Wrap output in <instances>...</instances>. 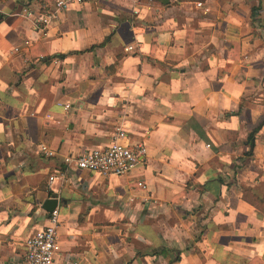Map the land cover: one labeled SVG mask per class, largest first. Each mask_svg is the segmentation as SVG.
I'll return each instance as SVG.
<instances>
[{
  "label": "crops",
  "instance_id": "obj_1",
  "mask_svg": "<svg viewBox=\"0 0 264 264\" xmlns=\"http://www.w3.org/2000/svg\"><path fill=\"white\" fill-rule=\"evenodd\" d=\"M53 4L0 2V264L51 197L56 264H264V0H87L43 29ZM119 126L130 173L65 162Z\"/></svg>",
  "mask_w": 264,
  "mask_h": 264
},
{
  "label": "built area",
  "instance_id": "obj_2",
  "mask_svg": "<svg viewBox=\"0 0 264 264\" xmlns=\"http://www.w3.org/2000/svg\"><path fill=\"white\" fill-rule=\"evenodd\" d=\"M87 0H54L53 7L45 14L38 15L37 21L43 29L60 19L62 13L71 5H81ZM99 1V0H94ZM202 5L201 2L198 3ZM31 14V13H29ZM29 45L30 42H27ZM19 48H16L18 51ZM67 108L70 105H66ZM42 152L47 156L54 152L46 145H42ZM147 148L142 142L132 144L128 141V133L122 126L117 128L110 144L102 149L90 150L78 155H68L65 162L78 169L99 173L103 176H122L130 173L145 158ZM55 177L52 176L51 180ZM146 188L145 184H141ZM59 210L56 208L48 218V224L25 242L26 264H56V257L61 250Z\"/></svg>",
  "mask_w": 264,
  "mask_h": 264
},
{
  "label": "water",
  "instance_id": "obj_3",
  "mask_svg": "<svg viewBox=\"0 0 264 264\" xmlns=\"http://www.w3.org/2000/svg\"><path fill=\"white\" fill-rule=\"evenodd\" d=\"M160 2H162V3L165 4V3L169 2V0H160ZM60 202H62V200L59 199V197H58V198H57V197L47 198V199L44 201L42 207H43L45 210H47V211H49V212H52V211H54V210L57 208V206H58V204H59Z\"/></svg>",
  "mask_w": 264,
  "mask_h": 264
},
{
  "label": "trees",
  "instance_id": "obj_4",
  "mask_svg": "<svg viewBox=\"0 0 264 264\" xmlns=\"http://www.w3.org/2000/svg\"><path fill=\"white\" fill-rule=\"evenodd\" d=\"M6 1H8V0H0V2H6ZM201 1H204V0H201ZM256 13H257V10L254 9V10H253V16H255ZM253 138H254V135L251 134L250 137H249V139L251 140V144L253 143ZM244 196H245V198H246V194H245ZM248 200H249L251 203H253V204H254V202H255L254 200H250V199H248ZM251 264H263V263H261L259 259H254V260L251 262Z\"/></svg>",
  "mask_w": 264,
  "mask_h": 264
}]
</instances>
